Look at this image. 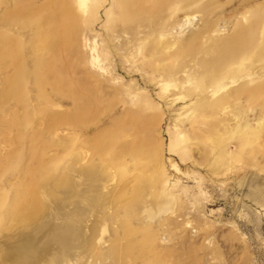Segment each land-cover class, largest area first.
<instances>
[{
  "label": "rangeland",
  "instance_id": "rangeland-1",
  "mask_svg": "<svg viewBox=\"0 0 264 264\" xmlns=\"http://www.w3.org/2000/svg\"><path fill=\"white\" fill-rule=\"evenodd\" d=\"M0 264H264V0H0Z\"/></svg>",
  "mask_w": 264,
  "mask_h": 264
},
{
  "label": "bare ground",
  "instance_id": "bare-ground-1",
  "mask_svg": "<svg viewBox=\"0 0 264 264\" xmlns=\"http://www.w3.org/2000/svg\"><path fill=\"white\" fill-rule=\"evenodd\" d=\"M50 43V42H49ZM50 44H52V43H50ZM51 46V45H50ZM53 47H55V45L53 46Z\"/></svg>",
  "mask_w": 264,
  "mask_h": 264
}]
</instances>
